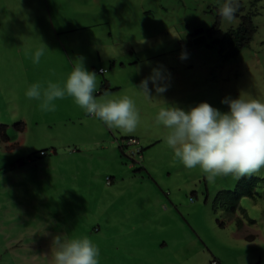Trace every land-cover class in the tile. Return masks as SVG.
Returning a JSON list of instances; mask_svg holds the SVG:
<instances>
[{"label": "rangeland", "instance_id": "374dc122", "mask_svg": "<svg viewBox=\"0 0 264 264\" xmlns=\"http://www.w3.org/2000/svg\"><path fill=\"white\" fill-rule=\"evenodd\" d=\"M226 3L231 20L220 15ZM249 15L251 41L223 59L214 40ZM200 29L206 42L195 44ZM79 58L105 70L96 95L106 81L108 98L134 100V133L70 97L55 111L25 98L32 83L63 85ZM155 68L169 87L148 99L137 88ZM240 96L264 102V0H0V264H53V238L65 235L89 238L100 264H264V168L240 178L185 168L156 119L204 102L227 112L221 101ZM248 177L259 180L254 199L234 213L214 208Z\"/></svg>", "mask_w": 264, "mask_h": 264}, {"label": "clouds", "instance_id": "9594fccd", "mask_svg": "<svg viewBox=\"0 0 264 264\" xmlns=\"http://www.w3.org/2000/svg\"><path fill=\"white\" fill-rule=\"evenodd\" d=\"M236 10L232 3H226L220 15L231 20ZM42 45L31 55L35 65L47 48ZM187 58L186 53L180 56L181 60ZM75 61L63 85L52 81L46 86L42 82L32 83L24 93L25 98L40 101L44 111H55L57 100L70 97L77 107L108 128L134 133L141 122L134 100L129 96L110 99L107 91L98 98L97 74L86 69L83 58ZM168 79L161 69L155 68L136 88L151 99L153 90L156 94L168 90ZM221 103L228 106L227 112L206 102L188 110L176 106L161 109L156 119L170 130L164 142L185 168L199 167L210 177L251 175L264 168V102L240 96L225 98ZM53 247V264H100V250L87 237L56 236Z\"/></svg>", "mask_w": 264, "mask_h": 264}, {"label": "trees", "instance_id": "16d2710c", "mask_svg": "<svg viewBox=\"0 0 264 264\" xmlns=\"http://www.w3.org/2000/svg\"><path fill=\"white\" fill-rule=\"evenodd\" d=\"M251 16L253 15L241 17V22L237 28L228 30L223 34L222 38L214 40L213 44L223 59L227 60L237 57L248 46L256 30ZM216 30L219 31L216 28L212 29L209 32L210 35L214 34ZM106 91L110 93L111 89L108 82L104 81L97 95L101 96ZM258 182L259 180L254 177L240 180L233 191L221 192L217 195L214 201V208L220 207L229 213H234L241 198L254 199V189Z\"/></svg>", "mask_w": 264, "mask_h": 264}, {"label": "built area", "instance_id": "2783aa9c", "mask_svg": "<svg viewBox=\"0 0 264 264\" xmlns=\"http://www.w3.org/2000/svg\"><path fill=\"white\" fill-rule=\"evenodd\" d=\"M103 69H100V70H98L97 71V74H99V75H103L104 73H105V70H103ZM89 116H91V115H89ZM91 117H93V116H91ZM129 144L130 145H137V142L136 141H134V140H131L130 142H129ZM141 153H142V150L141 149H137V150H135V151H132V155L133 156H141Z\"/></svg>", "mask_w": 264, "mask_h": 264}, {"label": "water", "instance_id": "95a60500", "mask_svg": "<svg viewBox=\"0 0 264 264\" xmlns=\"http://www.w3.org/2000/svg\"><path fill=\"white\" fill-rule=\"evenodd\" d=\"M194 34L198 36L196 38V40L194 41L195 44H201V43H205L206 42V37L202 35L203 34V29L195 31Z\"/></svg>", "mask_w": 264, "mask_h": 264}, {"label": "crops", "instance_id": "0c3cea01", "mask_svg": "<svg viewBox=\"0 0 264 264\" xmlns=\"http://www.w3.org/2000/svg\"><path fill=\"white\" fill-rule=\"evenodd\" d=\"M102 69V68H99V70ZM109 84V83H108Z\"/></svg>", "mask_w": 264, "mask_h": 264}, {"label": "flooded vegetation", "instance_id": "af4514ba", "mask_svg": "<svg viewBox=\"0 0 264 264\" xmlns=\"http://www.w3.org/2000/svg\"><path fill=\"white\" fill-rule=\"evenodd\" d=\"M209 35H210V33H209Z\"/></svg>", "mask_w": 264, "mask_h": 264}]
</instances>
